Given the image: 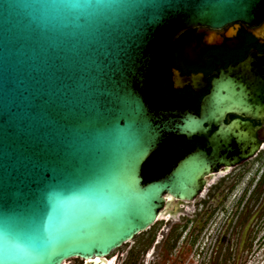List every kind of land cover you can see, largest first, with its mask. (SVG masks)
Here are the masks:
<instances>
[{"label":"water","instance_id":"95a60500","mask_svg":"<svg viewBox=\"0 0 264 264\" xmlns=\"http://www.w3.org/2000/svg\"><path fill=\"white\" fill-rule=\"evenodd\" d=\"M263 20L264 0H0V264L104 259L251 157L255 146L222 154L240 122H224L223 74L197 110L162 101L156 73L187 30ZM173 75L174 88L202 81ZM175 137L212 149L144 183L143 164Z\"/></svg>","mask_w":264,"mask_h":264},{"label":"flooded vegetation","instance_id":"af4514ba","mask_svg":"<svg viewBox=\"0 0 264 264\" xmlns=\"http://www.w3.org/2000/svg\"><path fill=\"white\" fill-rule=\"evenodd\" d=\"M173 70H176L180 77L201 74L202 81L196 82L193 86L183 85L181 88H174ZM222 74L227 82L226 97L230 110L224 122L228 124L231 121L240 120L229 129L230 135H234V138L222 145L224 149L222 154L239 156L241 153H247L250 147H255L253 153L247 155L251 157L239 158L237 164L231 167L220 165L218 170L210 175L204 190L196 199H202L204 195H207L206 189L211 180L222 175H241L246 171V168L264 156V20L255 25L237 22L219 29L198 27L185 31L172 43L158 64L156 87L159 97L165 103H174L179 100L193 101L198 110L200 99L210 89L211 81L219 78ZM241 122H243V126L240 125ZM215 129L212 127L211 132ZM235 135L244 137V140L236 142ZM161 148L170 152L184 151L182 157L195 148L209 154L212 144L199 137H194L191 141H187L183 137H175L167 141ZM195 200L178 202L175 212L174 207L165 208L163 205L159 212L166 213L167 211L170 213V217L165 218L159 215L156 223L164 221L169 224L174 218V214L187 213V209L191 208V204ZM214 212L215 210L208 213L203 219L204 224L211 219ZM178 238L179 236L173 238L170 250L175 248ZM217 238L215 243L220 245L221 231ZM162 239L163 236L156 239L155 234H148L146 254L149 259L158 257L157 253L162 246ZM195 241L196 235L191 233L187 240L188 246L194 247ZM112 257L111 253L104 259L106 262L113 260L112 264H114L115 259H110ZM80 264H85V260H81Z\"/></svg>","mask_w":264,"mask_h":264},{"label":"rangeland","instance_id":"374dc122","mask_svg":"<svg viewBox=\"0 0 264 264\" xmlns=\"http://www.w3.org/2000/svg\"><path fill=\"white\" fill-rule=\"evenodd\" d=\"M208 185L207 195L192 202L187 213L174 214L169 224L158 221L112 252L110 259H115L114 264H264V156L243 174L222 175ZM220 231L219 245L215 240ZM149 233L156 239L163 236L157 258L146 254ZM191 233L196 235L192 248L187 244ZM175 236H179L177 244L170 250ZM80 263V259L66 262Z\"/></svg>","mask_w":264,"mask_h":264},{"label":"trees","instance_id":"16d2710c","mask_svg":"<svg viewBox=\"0 0 264 264\" xmlns=\"http://www.w3.org/2000/svg\"><path fill=\"white\" fill-rule=\"evenodd\" d=\"M184 151H167L158 149L143 164L141 176L143 182L152 181L166 172L180 157Z\"/></svg>","mask_w":264,"mask_h":264},{"label":"bare ground","instance_id":"6f19581e","mask_svg":"<svg viewBox=\"0 0 264 264\" xmlns=\"http://www.w3.org/2000/svg\"><path fill=\"white\" fill-rule=\"evenodd\" d=\"M160 215L163 216V217H165V218H169L170 217V213H168L167 211H166V213L162 211L160 213ZM112 261L113 260H109V261L106 262L105 259L94 258L93 260H85V264H100V263L112 264ZM64 264H66V262Z\"/></svg>","mask_w":264,"mask_h":264},{"label":"snow or ice","instance_id":"6c2138e0","mask_svg":"<svg viewBox=\"0 0 264 264\" xmlns=\"http://www.w3.org/2000/svg\"><path fill=\"white\" fill-rule=\"evenodd\" d=\"M5 252L8 253V254H14V252L12 250L7 249V248L5 249Z\"/></svg>","mask_w":264,"mask_h":264}]
</instances>
